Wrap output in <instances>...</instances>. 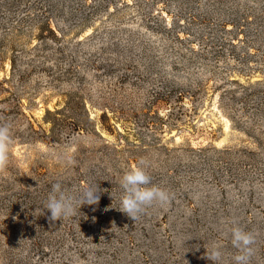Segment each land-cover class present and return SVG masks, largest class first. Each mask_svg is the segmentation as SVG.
Returning a JSON list of instances; mask_svg holds the SVG:
<instances>
[{
  "label": "rangeland",
  "instance_id": "obj_1",
  "mask_svg": "<svg viewBox=\"0 0 264 264\" xmlns=\"http://www.w3.org/2000/svg\"><path fill=\"white\" fill-rule=\"evenodd\" d=\"M0 264H264V0H0ZM174 194L132 220L124 172ZM98 204L50 223L52 185Z\"/></svg>",
  "mask_w": 264,
  "mask_h": 264
},
{
  "label": "clouds",
  "instance_id": "obj_2",
  "mask_svg": "<svg viewBox=\"0 0 264 264\" xmlns=\"http://www.w3.org/2000/svg\"><path fill=\"white\" fill-rule=\"evenodd\" d=\"M14 143L11 124H0V175L6 173L10 163L11 148ZM123 194L121 196L120 211L127 214L132 220H137L147 213V210L155 204L161 207L169 205L174 199V194L158 185L152 184V177L148 172V163L141 160L136 166L125 171L120 180ZM101 189L99 187H86L79 198L64 189L61 183L52 185L45 209L49 210V222L63 221L74 217L82 205L98 204ZM231 243L237 249L234 256L235 264H250L254 255L253 245L255 235L240 227L237 221H231ZM205 257L213 264H220L223 257L222 246L214 244L207 248Z\"/></svg>",
  "mask_w": 264,
  "mask_h": 264
}]
</instances>
